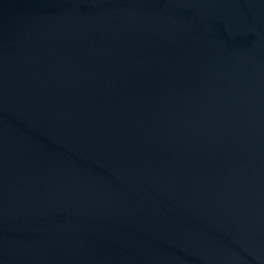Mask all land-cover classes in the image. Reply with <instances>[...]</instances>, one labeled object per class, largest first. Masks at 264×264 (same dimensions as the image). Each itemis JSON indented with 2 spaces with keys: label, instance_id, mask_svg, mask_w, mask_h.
Here are the masks:
<instances>
[{
  "label": "water",
  "instance_id": "water-1",
  "mask_svg": "<svg viewBox=\"0 0 264 264\" xmlns=\"http://www.w3.org/2000/svg\"><path fill=\"white\" fill-rule=\"evenodd\" d=\"M0 264H264V0H0Z\"/></svg>",
  "mask_w": 264,
  "mask_h": 264
}]
</instances>
